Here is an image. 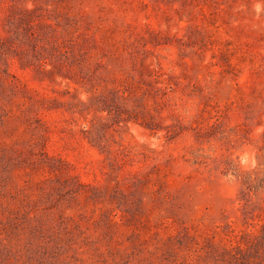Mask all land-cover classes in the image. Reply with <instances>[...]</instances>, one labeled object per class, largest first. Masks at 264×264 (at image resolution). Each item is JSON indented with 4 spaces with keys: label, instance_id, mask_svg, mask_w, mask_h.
Instances as JSON below:
<instances>
[{
    "label": "rangeland",
    "instance_id": "rangeland-1",
    "mask_svg": "<svg viewBox=\"0 0 264 264\" xmlns=\"http://www.w3.org/2000/svg\"><path fill=\"white\" fill-rule=\"evenodd\" d=\"M0 264H264V0H0Z\"/></svg>",
    "mask_w": 264,
    "mask_h": 264
}]
</instances>
